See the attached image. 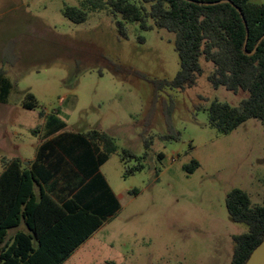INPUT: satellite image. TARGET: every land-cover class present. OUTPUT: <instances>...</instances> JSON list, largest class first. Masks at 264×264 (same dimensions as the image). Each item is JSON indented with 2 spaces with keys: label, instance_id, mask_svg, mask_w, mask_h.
Here are the masks:
<instances>
[{
  "label": "rangeland",
  "instance_id": "374dc122",
  "mask_svg": "<svg viewBox=\"0 0 264 264\" xmlns=\"http://www.w3.org/2000/svg\"><path fill=\"white\" fill-rule=\"evenodd\" d=\"M67 6L86 9V21L67 18ZM126 26L122 37L107 7L83 0H0V67L13 84L0 100V158L31 161L53 115L65 131L114 138L118 151L101 171L120 209L62 264H230L233 236L248 226L230 218L226 196L237 187L264 203V127L254 118L229 133L210 124L213 100L236 106L248 92L214 88L204 59L195 86L158 89L180 67L174 33ZM28 92L35 108L23 105ZM124 149L133 156L124 160Z\"/></svg>",
  "mask_w": 264,
  "mask_h": 264
},
{
  "label": "trees",
  "instance_id": "16d2710c",
  "mask_svg": "<svg viewBox=\"0 0 264 264\" xmlns=\"http://www.w3.org/2000/svg\"><path fill=\"white\" fill-rule=\"evenodd\" d=\"M216 1L220 0H83V5L107 7L122 37L127 36V22L174 33L180 67L173 80L157 81L158 89L195 86L204 72V59L213 63L207 78L214 88L248 92L236 106L218 99L210 103V124L219 131L229 133L252 118L264 127V38L260 41L264 3L206 4ZM64 15L76 23L88 17L86 9L77 6H67ZM5 65L4 61L0 67L2 101L13 87ZM23 105L37 106L33 93L26 94ZM65 126L56 116L49 117L44 139L29 165L18 157L0 158V264H62L120 209L119 197L101 171L118 151L114 138L98 129L80 133L65 131ZM145 144L150 148V137ZM122 153L124 160L133 156L129 149ZM198 166L193 160L187 168L194 171ZM141 168L139 164L126 173ZM61 182L64 186L59 188ZM226 206L233 221L248 226L233 236L230 263L245 264L264 238V203L254 205L250 195L236 187L228 192Z\"/></svg>",
  "mask_w": 264,
  "mask_h": 264
},
{
  "label": "water",
  "instance_id": "95a60500",
  "mask_svg": "<svg viewBox=\"0 0 264 264\" xmlns=\"http://www.w3.org/2000/svg\"><path fill=\"white\" fill-rule=\"evenodd\" d=\"M221 2H229L232 3L230 0H220L216 2L206 3V4H217ZM240 11V9H238ZM242 15V14H241ZM243 17V15H242ZM245 25L246 21L244 20ZM247 37H248V28H247ZM264 38V35L260 38V41ZM247 39L244 44V48H246ZM252 53V52H251ZM245 264H264V238L263 240L254 248L251 252L248 260Z\"/></svg>",
  "mask_w": 264,
  "mask_h": 264
},
{
  "label": "crops",
  "instance_id": "0c3cea01",
  "mask_svg": "<svg viewBox=\"0 0 264 264\" xmlns=\"http://www.w3.org/2000/svg\"><path fill=\"white\" fill-rule=\"evenodd\" d=\"M34 159H35V157L31 160V161H29V162H26V163H24L25 165H29L30 164V162H32V161H34ZM62 186H64V184L61 182L60 184H59V188L60 187H62ZM14 231L12 230L10 233L12 234ZM90 238V237H89Z\"/></svg>",
  "mask_w": 264,
  "mask_h": 264
}]
</instances>
